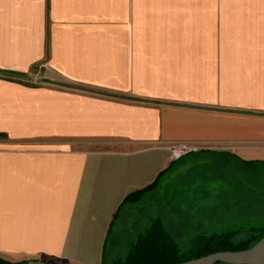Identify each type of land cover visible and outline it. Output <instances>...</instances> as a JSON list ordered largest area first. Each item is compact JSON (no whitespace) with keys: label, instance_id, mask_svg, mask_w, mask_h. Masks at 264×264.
Here are the masks:
<instances>
[{"label":"crops","instance_id":"0c3cea01","mask_svg":"<svg viewBox=\"0 0 264 264\" xmlns=\"http://www.w3.org/2000/svg\"><path fill=\"white\" fill-rule=\"evenodd\" d=\"M176 142L199 149L171 161ZM251 171L264 0H0V259L111 264L162 183L239 208Z\"/></svg>","mask_w":264,"mask_h":264},{"label":"rangeland","instance_id":"374dc122","mask_svg":"<svg viewBox=\"0 0 264 264\" xmlns=\"http://www.w3.org/2000/svg\"><path fill=\"white\" fill-rule=\"evenodd\" d=\"M249 183L250 205L244 202L243 207L239 208L237 203L235 207H225L229 202L219 203L218 207H193L194 201L187 198L191 193L185 189L188 187L186 184L176 185L173 181L162 183L159 188L150 189L154 190L148 198L140 203L138 201L141 209L139 217L145 218V221L149 217H159L182 252L188 249L191 238L199 233L211 235L240 231L235 239L242 240L247 237L250 229L264 227V174L251 171ZM199 204L210 205L211 202L208 199L202 202L197 200ZM225 213L229 215L225 217Z\"/></svg>","mask_w":264,"mask_h":264},{"label":"trees","instance_id":"16d2710c","mask_svg":"<svg viewBox=\"0 0 264 264\" xmlns=\"http://www.w3.org/2000/svg\"><path fill=\"white\" fill-rule=\"evenodd\" d=\"M154 185L155 183L145 189L130 193L123 203L134 201L153 188ZM238 233L240 231L211 235L196 234L191 238L188 249L182 252L162 222L155 219L129 244L126 255L123 258L116 259L111 264H180L217 252L243 251L253 247L264 237V227L250 229L246 238L237 241L235 237ZM0 264L29 263L26 261L9 262L0 259Z\"/></svg>","mask_w":264,"mask_h":264},{"label":"water","instance_id":"95a60500","mask_svg":"<svg viewBox=\"0 0 264 264\" xmlns=\"http://www.w3.org/2000/svg\"><path fill=\"white\" fill-rule=\"evenodd\" d=\"M264 238L253 247L237 252L225 251L180 264H264Z\"/></svg>","mask_w":264,"mask_h":264},{"label":"built area","instance_id":"2783aa9c","mask_svg":"<svg viewBox=\"0 0 264 264\" xmlns=\"http://www.w3.org/2000/svg\"><path fill=\"white\" fill-rule=\"evenodd\" d=\"M20 81L27 85H37L41 82V79L36 74L30 73L22 76ZM198 149L197 144L191 142H176L168 145L171 161H178Z\"/></svg>","mask_w":264,"mask_h":264},{"label":"bare ground","instance_id":"6f19581e","mask_svg":"<svg viewBox=\"0 0 264 264\" xmlns=\"http://www.w3.org/2000/svg\"><path fill=\"white\" fill-rule=\"evenodd\" d=\"M263 247H264V244H263Z\"/></svg>","mask_w":264,"mask_h":264}]
</instances>
